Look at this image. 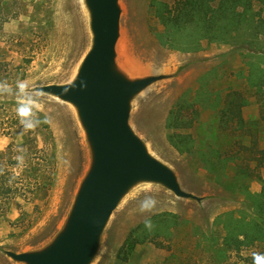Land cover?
Listing matches in <instances>:
<instances>
[{"label":"rangeland","instance_id":"rangeland-1","mask_svg":"<svg viewBox=\"0 0 264 264\" xmlns=\"http://www.w3.org/2000/svg\"><path fill=\"white\" fill-rule=\"evenodd\" d=\"M172 1H119L116 62L130 79L164 76L132 100L130 125L151 154L176 172L182 187L203 199L179 198L157 183L137 184L112 214L91 264H254L253 254H264V242L238 252L224 241L225 222L230 213L238 218L244 211L251 213L248 193L261 191H254V186L262 188L256 172L264 178V168L253 170L255 164H250L253 175L247 176L237 171L242 161L229 163L218 178L195 154L174 146L169 136L195 138L194 150L211 145L238 154L241 144L221 128L218 112L227 93L242 91L248 99L243 109L246 123L237 133L244 145L257 136L264 147V82L256 87L248 80L251 67L264 69V5L253 10V47L205 39L200 49L182 51L162 45L158 37L164 25L156 4ZM92 42L85 0H0V82L12 88L11 94H0V182L7 179L15 189L0 194V264H26L6 251H38L53 242L92 163L75 106L57 96L37 94L35 111L41 123L25 130L17 113L23 102L16 94L17 82L27 81L29 89L73 82ZM127 59L146 71H126L121 64L125 66ZM180 100L192 103L185 114L195 121L190 127L171 129L169 114ZM18 157H23L22 164ZM33 168H38L37 174ZM146 221L161 225L160 233L128 248L133 231L146 235Z\"/></svg>","mask_w":264,"mask_h":264},{"label":"water","instance_id":"water-1","mask_svg":"<svg viewBox=\"0 0 264 264\" xmlns=\"http://www.w3.org/2000/svg\"><path fill=\"white\" fill-rule=\"evenodd\" d=\"M120 0H85L93 34L76 79L33 87L73 104L86 132L92 163L77 192L64 228L44 249L6 254L26 264H91L118 205L137 184H161L183 199L203 198L186 191L176 172L149 151L130 125L132 100L163 75L130 79L119 69L117 42Z\"/></svg>","mask_w":264,"mask_h":264},{"label":"trees","instance_id":"trees-1","mask_svg":"<svg viewBox=\"0 0 264 264\" xmlns=\"http://www.w3.org/2000/svg\"><path fill=\"white\" fill-rule=\"evenodd\" d=\"M257 4L264 5V0H173L172 2H158L156 14L164 25L163 32L158 34L162 45L182 51H196L201 48L202 40L235 43L244 42L253 47L250 36L256 32L255 22L252 14ZM6 21V20H5ZM246 36V38H242ZM251 67L248 80L252 86L260 87L264 82V69ZM248 99L242 91H234L226 94L223 109L220 108L219 124L221 128L228 131L239 143L238 154H230L209 145L206 149L195 148V138L179 133H171L169 139L181 152L193 153L199 161L210 171L216 172L218 178L226 171L230 163L243 162L238 166V173L252 176L250 164H255L253 170L264 168V147L260 145L257 136L251 137V142L244 145V137L237 133L245 128L243 109ZM192 103L185 100L174 107L167 121L171 129H184L192 126L194 117L185 114V111L192 109ZM193 114V113H192ZM7 134H12L9 131ZM245 136L246 134L243 133ZM12 137V136H11ZM181 139V140H180ZM179 140L181 141L179 143ZM13 143L8 145V149ZM37 174L38 168L32 169ZM256 176L262 181V188L259 193H248L250 211H244L240 218L230 213L225 222L226 235L224 241L227 245L233 246L238 252L244 247H250L256 242H264V178L256 172ZM37 176V175H36ZM37 180V179H36ZM7 179L0 182V194L15 193V189L8 185ZM39 182V181H37ZM36 184V183H35ZM37 185H41L40 183ZM17 191V189H16ZM251 214V215H250ZM250 215V216H249ZM148 229L146 235L141 236L138 231L132 232V238L128 248L136 242H143L151 234L160 233L155 222Z\"/></svg>","mask_w":264,"mask_h":264},{"label":"clouds","instance_id":"clouds-1","mask_svg":"<svg viewBox=\"0 0 264 264\" xmlns=\"http://www.w3.org/2000/svg\"><path fill=\"white\" fill-rule=\"evenodd\" d=\"M17 95L23 97V102L20 103L17 108V113L20 116V122L24 126L25 130L34 129L38 126L41 121L36 116L35 105L37 102V94L41 92L40 89H29L27 81H18L16 85ZM12 93L11 86L8 83L0 82V94ZM44 122H47V118ZM21 164L23 163V157L17 158ZM154 206V202H153ZM142 210H145V206L142 205ZM146 227L151 228L152 224L150 221L145 222ZM254 264H264V254L254 253L253 254Z\"/></svg>","mask_w":264,"mask_h":264},{"label":"bare ground","instance_id":"bare-ground-1","mask_svg":"<svg viewBox=\"0 0 264 264\" xmlns=\"http://www.w3.org/2000/svg\"><path fill=\"white\" fill-rule=\"evenodd\" d=\"M121 66L126 70V71H129L130 73L132 74H141L142 72H145L146 71V67L141 65V64H138L136 62H133L129 59L126 60L125 62V66H123L121 64Z\"/></svg>","mask_w":264,"mask_h":264},{"label":"crops","instance_id":"crops-1","mask_svg":"<svg viewBox=\"0 0 264 264\" xmlns=\"http://www.w3.org/2000/svg\"><path fill=\"white\" fill-rule=\"evenodd\" d=\"M254 191H256V192H258V191H260L261 190V185H258L257 187L256 186H254Z\"/></svg>","mask_w":264,"mask_h":264}]
</instances>
